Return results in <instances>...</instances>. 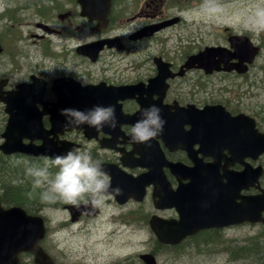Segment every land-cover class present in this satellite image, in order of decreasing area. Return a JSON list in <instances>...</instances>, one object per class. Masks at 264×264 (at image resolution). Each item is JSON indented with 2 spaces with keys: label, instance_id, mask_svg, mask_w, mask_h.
Wrapping results in <instances>:
<instances>
[{
  "label": "flooded vegetation",
  "instance_id": "1",
  "mask_svg": "<svg viewBox=\"0 0 264 264\" xmlns=\"http://www.w3.org/2000/svg\"><path fill=\"white\" fill-rule=\"evenodd\" d=\"M180 2L181 0H112L108 24L102 27L99 20L91 21L84 13V5L80 0H0V141L6 140L4 133L11 117L8 103L4 101L6 93L16 90L21 84L36 82L37 86L34 94L30 96L31 100L25 101L23 106L33 109L31 113L42 119L47 131L53 128L55 136L62 140L81 141L83 148H90L94 158L103 163L122 166L123 157L135 148L134 142L130 139L133 125L118 123L115 129L106 126L100 130L94 128L92 130L97 135L96 139L87 141L89 136L87 131L90 129L80 133L66 124H59L57 121L53 123L51 110L60 105L54 90L59 80L73 79L82 86H95L101 83L124 86L139 82L149 85L158 74L156 58L170 63L173 72L176 73L181 71L191 55L199 54L208 48H222L227 57H230L226 63L229 70L208 74L202 69H192L182 76L170 79L164 104L185 106L192 103L199 110L208 105L222 104L232 116L238 118L239 124L224 125V118L211 116L202 118L198 114L195 120L197 133L193 146V150L204 157L206 162L215 164V171L219 168L226 174V179L221 182L216 180L210 190L212 205H216L220 195L233 200V182L230 181L233 173L244 171L247 163L253 166L262 165L264 168V154H260L257 160L246 157L250 141L255 140L259 134H264V100H250L252 93L264 90V34L245 30L240 25V20H228L226 25L219 24L220 28H217L216 21L189 23L185 19V13L182 11L184 8ZM224 2L235 8H246L248 11L249 4L255 3L256 0ZM190 3L199 5L201 0H191ZM106 4L107 0H102L99 7L102 8ZM177 16L181 17L178 24L163 27L166 22ZM149 27H158L159 30L150 37L139 35L141 30ZM129 31L133 33L124 35ZM240 36L249 37L254 49L258 51L253 63L248 65L246 73L240 72H244L243 67L246 65L241 61L247 57L241 55L238 43L233 40L234 37ZM114 37L121 38L119 44L113 47L105 46L99 52L98 61L95 63L77 52L79 47L93 41ZM111 58L122 61L129 59L131 61L129 69L105 66L90 69ZM202 80H205L207 85ZM41 83H46L42 99L39 95ZM193 86L207 94V97H202L199 91L189 96L187 88ZM206 86L209 90H206ZM156 98V95L153 96V99ZM121 104L127 114H133L139 109L136 98L121 101ZM56 113L57 111H54V114ZM189 128L190 126L187 127ZM37 130L38 128H28V134L35 139L24 138L23 142L27 144L33 141L36 146H42L41 133ZM113 139H116V147L121 151L104 150L97 141ZM206 153L210 154L209 157ZM20 155L32 160L33 164L44 163L45 157L39 161L38 158L23 153ZM140 157L141 154L136 152L134 158ZM169 158L190 165L188 154L184 150L177 154H169ZM128 171L135 176L145 172L141 168ZM165 173L172 185L177 186L178 180L170 169H166ZM258 188L264 189V175ZM257 192L256 188L245 189L240 195L250 196ZM220 208L222 209L223 205ZM164 212H172V215L168 216L175 215L174 210ZM217 230L219 229L209 232L218 234L227 231Z\"/></svg>",
  "mask_w": 264,
  "mask_h": 264
},
{
  "label": "rangeland",
  "instance_id": "2",
  "mask_svg": "<svg viewBox=\"0 0 264 264\" xmlns=\"http://www.w3.org/2000/svg\"><path fill=\"white\" fill-rule=\"evenodd\" d=\"M190 2L191 0H181L180 2L183 5L184 10L182 11L185 15L188 13L185 9L190 7ZM225 14L227 12L221 15L219 20L227 19ZM70 57L68 56V58ZM106 65L115 69L114 67H117L118 63L108 60ZM202 82L207 85L205 80H202ZM1 156L0 154V195L2 196L1 189L5 179L8 181L11 176L16 183L24 182L25 170L32 163L11 158L10 164H6L8 159L2 156L4 159L1 165ZM15 161L19 162L20 165H11ZM26 183L31 186L33 192L32 179H29ZM36 189L42 191L40 188ZM32 197L31 195L30 198ZM32 200L34 199L32 198ZM32 202L28 206L34 209L33 213H40L48 220L50 234L43 246L56 264H144L138 260V256L145 252H154L158 255L159 264H253L252 261L259 262L262 259L254 255L247 259L235 256L236 251L233 250H237V247L243 245L242 239L246 240V236L259 237L255 229L242 230L241 228H234L227 232V235H231L228 239H232L229 242L231 245L227 243L229 253L222 252V249H220L222 246L205 247V249H202L205 253L202 254L197 252V248H194V250H189V252H184L181 255H174L176 258H170L173 255L164 254L158 249L149 233V224L146 223L145 216L147 213L150 216L155 212L150 199L143 205L139 206L132 203L121 209H118L115 205H109L101 217L95 220H83L76 224L71 223L69 213L63 209L66 203L61 200ZM137 206L139 207L137 208ZM39 209L42 210L39 211ZM135 209L136 211L133 212L132 210ZM106 219L115 220L118 225L116 232L113 233L116 235L114 238L113 234H110L114 229L111 225H106ZM25 259L28 263L34 264L32 256L26 255Z\"/></svg>",
  "mask_w": 264,
  "mask_h": 264
},
{
  "label": "clouds",
  "instance_id": "3",
  "mask_svg": "<svg viewBox=\"0 0 264 264\" xmlns=\"http://www.w3.org/2000/svg\"><path fill=\"white\" fill-rule=\"evenodd\" d=\"M228 7L224 0H201L189 10L185 19L188 22L218 19ZM239 23L248 31H264V0H256ZM133 31L124 35H131ZM60 115L65 118L66 126L72 127L88 125L97 130L105 126L115 129L119 123L114 106L95 105L87 110L64 108ZM165 124L161 109L153 104L143 110L141 118L131 127L130 139L134 143L147 144L163 132ZM25 174L32 179L35 188L42 189V199L46 202L59 199L78 209L83 205L86 213L102 211L108 201L121 194V189L113 187L102 161L94 158L90 148L74 147L63 154L45 157L42 165L28 166Z\"/></svg>",
  "mask_w": 264,
  "mask_h": 264
},
{
  "label": "water",
  "instance_id": "4",
  "mask_svg": "<svg viewBox=\"0 0 264 264\" xmlns=\"http://www.w3.org/2000/svg\"><path fill=\"white\" fill-rule=\"evenodd\" d=\"M15 124L16 121L13 119L11 123L13 128ZM11 141L17 145L19 139L12 136ZM2 148H4L6 152L8 150L10 152L20 150V148H10L8 144ZM120 182H123V180ZM124 186L125 185H122L120 188ZM70 211L74 215V219H77L84 213L82 207L78 209L71 206ZM44 234L45 228L41 218L29 216L26 211L21 208L6 210L1 206L0 202V264H21L18 254L23 251L34 253L36 255L37 264H53L50 257L37 245L38 241L44 237ZM160 239L164 242L168 241L164 235H160ZM144 258L147 260L148 264H156L153 256L148 255Z\"/></svg>",
  "mask_w": 264,
  "mask_h": 264
},
{
  "label": "trees",
  "instance_id": "5",
  "mask_svg": "<svg viewBox=\"0 0 264 264\" xmlns=\"http://www.w3.org/2000/svg\"><path fill=\"white\" fill-rule=\"evenodd\" d=\"M22 187V188H20ZM16 188H6L4 187V194L2 197L3 203L7 206L16 204L24 206L28 209V205L30 203H33L32 201H35V203H38V201H44L42 199V192L41 191H33L31 190V186L28 191L24 189V186H20ZM28 187V186H25ZM34 200L31 201L32 198H30L31 195ZM255 256V255H254Z\"/></svg>",
  "mask_w": 264,
  "mask_h": 264
},
{
  "label": "bare ground",
  "instance_id": "6",
  "mask_svg": "<svg viewBox=\"0 0 264 264\" xmlns=\"http://www.w3.org/2000/svg\"><path fill=\"white\" fill-rule=\"evenodd\" d=\"M116 227H117V225H113V229H114V231L113 232H115L116 231ZM118 228V227H117ZM217 231H220V230H217ZM255 231H256V233L257 234H259L258 236H260V241L262 240V237H263V235H264V229L263 228H260V227H258V228H256L255 229ZM228 237H230V235H227V232H224V231H222V232H220V233H218V234H215V233H210L209 234V236H208V238L207 239H205V240H207L206 241V246L205 247H212V246H214L217 242H220V243H229L232 239L230 238V239H228ZM246 241L248 242V244H250V245H256L257 243H259V241L256 239V238H253V237H251V236H246ZM229 245H231V243H229ZM228 245V246H229ZM235 247H236V245L235 244H233ZM205 247H203L204 249H205ZM202 248V249H203ZM232 249H233V247H232ZM234 252L236 251L237 252V250H233ZM235 252V253H236ZM255 256H259V257H261L262 259H261V261H259V262H256V261H252L253 262V264H264V255H255Z\"/></svg>",
  "mask_w": 264,
  "mask_h": 264
}]
</instances>
